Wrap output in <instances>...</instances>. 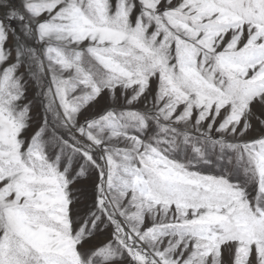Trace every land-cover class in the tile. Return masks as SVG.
Segmentation results:
<instances>
[{
	"label": "snow or ice",
	"instance_id": "6c2138e0",
	"mask_svg": "<svg viewBox=\"0 0 264 264\" xmlns=\"http://www.w3.org/2000/svg\"><path fill=\"white\" fill-rule=\"evenodd\" d=\"M0 264H264V0H0Z\"/></svg>",
	"mask_w": 264,
	"mask_h": 264
}]
</instances>
